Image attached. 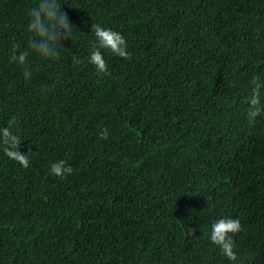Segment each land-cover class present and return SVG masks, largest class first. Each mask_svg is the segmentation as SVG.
<instances>
[{"label": "trees", "instance_id": "trees-1", "mask_svg": "<svg viewBox=\"0 0 264 264\" xmlns=\"http://www.w3.org/2000/svg\"><path fill=\"white\" fill-rule=\"evenodd\" d=\"M60 2L73 37L51 60L28 49L38 0H0V128L32 150L25 169L0 144V264H232L210 240L221 218L241 221L245 264H264V113L246 104L264 0ZM92 24L127 40L131 59L101 50L107 76L88 61Z\"/></svg>", "mask_w": 264, "mask_h": 264}, {"label": "clouds", "instance_id": "clouds-1", "mask_svg": "<svg viewBox=\"0 0 264 264\" xmlns=\"http://www.w3.org/2000/svg\"><path fill=\"white\" fill-rule=\"evenodd\" d=\"M29 21L27 31L30 34L28 40V49L37 53L43 59L57 60L60 57V45L67 40H72L73 27L68 12L62 10L60 0H38L35 7L28 10ZM91 30L94 33V39L91 41V50L88 61L96 68L98 75H110L108 64L102 54V49L123 59H131L128 51L126 38L111 28L102 27L100 24H92ZM12 60L23 66L25 79L32 76V67L28 63L30 51L16 55V48L13 49ZM74 65H79L83 61L77 57L72 58ZM250 94L246 99L247 118L255 120L264 113V106L261 104V95L264 92V80L259 76L254 77L251 81ZM13 121H9V125L0 128V144L4 146L5 154L17 161L23 168L30 166L29 155L31 154V146L28 152H22L21 138L12 130ZM108 129L105 128L100 133L101 139L108 138ZM51 174L54 177L64 179L72 174L73 168L66 164L64 160H60L51 164ZM189 235H195L196 229L188 227ZM242 231L241 221L233 218L218 219L211 228L210 240L216 245L221 254L232 262V264H245L246 257L238 255L233 237Z\"/></svg>", "mask_w": 264, "mask_h": 264}]
</instances>
